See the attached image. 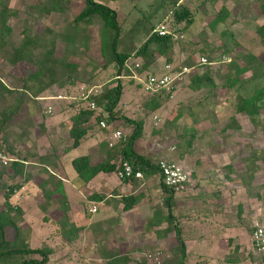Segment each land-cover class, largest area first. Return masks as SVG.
Segmentation results:
<instances>
[{"label": "rangeland", "instance_id": "rangeland-1", "mask_svg": "<svg viewBox=\"0 0 264 264\" xmlns=\"http://www.w3.org/2000/svg\"><path fill=\"white\" fill-rule=\"evenodd\" d=\"M46 2L47 0L11 1L13 15L8 20L11 28V44L18 45L23 33L29 35L37 33L43 40L52 37L60 38L66 32L68 24L84 6V0H63L61 10L47 13L44 6ZM100 2L115 9L119 15L121 31L117 50L121 53H129L140 47L147 39L152 25L155 26V31L159 24L164 25L169 32L183 28L181 25H173L172 21L160 23L164 14L169 11L165 9L166 5L160 6L159 0H100ZM223 2L224 0H215V3L212 2L205 9L201 0H188L187 5L190 11H197L195 22L183 33L175 32V37L179 41L189 43V52L193 51L194 54L191 53L193 55L189 54L187 57L192 65L199 64L198 58L202 54L208 56V60L212 59L211 67L214 73L216 72L215 89L191 91L187 84L194 74V69L186 67L187 72L178 77L173 88L170 89L169 86V90L174 92V102L166 104L160 112L152 113L147 103L153 95H146L141 88L137 89L136 80L132 85L127 84L129 78H123L121 81L124 91L116 109V116L126 115L136 121L142 117L143 133L136 142L142 148V153L150 156L154 163H157L159 159H175L187 169V172L191 173V179L189 176L188 182L182 188L175 190L176 194L172 203V214L186 246L184 264H264V261H260L251 254L252 248L249 242L252 229L264 224V168L254 169L260 160L253 167H250L251 164L246 161L252 157L253 149L259 146L264 147V134L260 128H254L248 119L243 114H238L235 109L237 96L248 95L251 92L250 88L254 86V82L246 84V81L252 74H258L262 66L258 61L253 60L248 65L249 71L240 77L245 85L241 82L234 88L228 89L223 86L226 75L232 73L227 69L231 62L242 66L247 61L245 56L260 54V61L264 63V41H261L255 32V27L260 21L254 22L252 27H248L249 31L243 32L246 37L242 40L241 28L237 25V20V23L234 20L233 24L226 28V32H224L225 28L210 30L208 24L220 11ZM158 6L161 8H157ZM84 27L81 26V30L87 36L85 37L87 46L78 45L75 49L76 45H72L69 59L78 63L79 68L76 72L80 80L87 85L70 92L65 87L64 90H59L57 87L53 90L57 94L63 91L67 95H73L79 107L90 110V98L115 82L113 76L116 71L113 64L106 65L100 53L101 22L94 20L92 24ZM62 49L63 45L58 42L56 50L59 56H62ZM201 49H205V52L202 53ZM135 62L137 61L134 57L126 61L125 66L129 72L127 76L133 75ZM183 65L176 66L175 70L179 69L178 73H181ZM30 70L32 68L25 63L18 64L10 70L4 59L0 58V78L9 85L17 84L14 79L8 77L9 74L16 78L23 77ZM178 73L169 75L173 77ZM63 80L67 81L65 78ZM125 106L127 110L124 109ZM46 109L47 107L40 101H30L28 107L23 109L22 121L11 126L3 133V136L20 142L25 135L24 131L28 132V128L32 127L36 129L37 134L39 132L36 128L39 125L37 117L43 118ZM29 111L35 113L32 121ZM91 111L97 114L101 109L96 107ZM101 121L106 124L107 128L104 130H107V121L104 119ZM232 121L237 122L233 124ZM261 121L264 124V117ZM99 123L95 122L98 129ZM21 125L24 126L21 127ZM109 125L119 130L122 136L129 135L133 129V126L125 121L113 122ZM20 131L22 134L18 138ZM32 132H34L33 128ZM119 141L114 140V145H118ZM23 150L25 151V149L19 150V153L14 145H10L9 153L25 156V153H22ZM34 150L36 147L32 148L31 152ZM185 154L189 155L186 157ZM259 157L261 159L264 157V150ZM247 167L249 172H245ZM71 169L74 173L72 167ZM0 170H3L1 165ZM251 172L254 173L253 178L247 176ZM4 173L6 174L2 181L9 185L11 182L6 179L9 170H5ZM161 183L160 176L157 174L144 186L150 194L149 202L155 204L150 205V212L148 211L147 214L145 211L140 212V215L146 219L132 228L113 227L111 234L100 237L101 240L78 237L70 242H66L54 231H49L48 243H41L36 238L28 244L33 248L45 247V244L52 247V254L47 264H105L106 258L113 253L126 257L125 264H176L181 253L175 240L173 226L166 223L165 216L160 218L167 212L165 208L167 195L163 194ZM152 190H159V195L153 198ZM0 201H3L2 196ZM194 202L196 206L192 204ZM149 214H151L150 218L147 217ZM154 214H157V219L159 217L163 222L161 230L158 228L161 227L160 225L154 227L152 220ZM50 215L54 219L60 217L58 212ZM208 218L214 224L223 223L228 230L227 237L215 238L214 242H205L210 236V234L208 236L204 234L203 227ZM32 222L34 225H42L41 214L36 213L34 217L32 216ZM220 234L218 232L219 236ZM33 257L40 259L39 256Z\"/></svg>", "mask_w": 264, "mask_h": 264}, {"label": "trees", "instance_id": "trees-1", "mask_svg": "<svg viewBox=\"0 0 264 264\" xmlns=\"http://www.w3.org/2000/svg\"><path fill=\"white\" fill-rule=\"evenodd\" d=\"M11 1L0 0V58L4 59L10 70L22 63L29 65L32 70L23 77L16 78L9 74L8 77H11L17 82L14 85H9L3 78H0V151L7 156L10 155L9 139L3 136V133L11 126L16 125L17 122L22 121L24 115L23 109L28 107L30 101L37 100L44 94L57 96V92L53 90L54 87H57L59 90L66 88L70 92L74 91L75 88L77 90L81 86L87 85L86 82L80 80L76 72L79 68L78 63L69 59V53L71 52L70 48L74 44L76 45H74L75 49L78 45L83 47L87 46L88 42L85 39L87 36L81 30V26L86 27L92 24L94 20H99L101 22L99 31L100 53L105 59L106 65L113 64L116 71L113 76L115 82L103 89L99 94L93 95L90 98L91 102H94L96 107L101 109L99 113L95 114L89 109H82L77 104L79 110L77 117L75 116L77 120L74 121L70 131V137L73 140L72 146L76 147L86 134L87 129L80 125L87 122L90 118H93L96 123L104 119L107 121V124L125 121L130 126H133V129L129 135H123V139L118 142V145H113L110 148L114 152L108 159L93 164L87 156L77 157L72 160V167L79 180L83 183H88L100 172L117 173L120 169V164L123 162L130 165L133 170V175L129 178H124V181L135 179L134 173L140 172L145 177L158 174L162 182L157 163H154L150 159V156L141 155L135 150L136 141L142 137L143 118L141 117L136 121L126 116H116V109L124 91V85L121 79L116 78L129 74L125 63L131 57H134V60L140 63V67L136 70L140 76L154 74L152 66L158 58H164L165 64L173 65L176 55L175 49L178 48L181 53L186 54V57L180 62V65H183L184 62L187 64L184 63L181 67L194 69V74L189 78L187 84L189 89L193 92L202 89H215L216 72L214 73L211 67L213 65L212 59L210 60L209 58V61L208 56L202 54L201 56L207 58V63L192 65V62H188L189 59L187 57L189 54L190 56L194 54L193 51L189 52V43H185V41L182 43L175 37V32L181 34V32L183 33L193 25L197 11L191 12L189 5L186 3L181 4L180 0H159L160 6L164 7L166 5L165 9L169 11L170 19L166 22L172 21L173 25H183V28L179 29V31L173 30L166 36H159L155 31V26L152 25L147 39L140 47L129 53H121L117 50V43L121 31L117 11L104 5L100 0H84L83 9L68 24L66 32L60 38L52 37L48 40H43L37 33L30 35L23 33L21 42L18 45L10 43L11 28L8 25V20L13 15L10 5ZM62 1L47 0L44 4L46 7L45 11L47 13L58 12L62 9ZM212 2L215 3V0H204L201 4H203V8L207 9V6L211 5ZM250 4L255 5L257 21H260L255 27L256 35H258L261 41H264V0H251ZM157 8L156 10H158ZM228 16L229 11L223 5L208 24V28L212 31L216 30V28L220 30L225 28L224 32H226V28L233 24L232 22L234 21V19H228ZM58 42L63 45L62 56L57 54L56 44ZM106 47H108L107 50ZM201 52H205V49H201ZM245 59L247 61L242 66L236 65L234 62L228 65V72H232V75H226L223 86L227 89L234 88L238 83L242 82L240 77L249 71L250 67L248 65L253 60L259 62L262 70L258 74H252L251 78L246 81V84L254 82V86L250 88L251 92L246 96H237L235 109L238 114H243L254 128H260L264 134V124L261 121L262 117H264V63L260 61V54L258 56L247 55ZM180 65H173V69L170 71L171 74L178 73L179 69L175 70V68ZM63 78L67 81H64ZM127 84L133 85L134 79H129ZM242 85H245V83L242 82ZM173 86L174 83L170 89ZM135 87L137 89L141 88L138 83L135 84ZM61 93L65 94L63 91ZM173 93L171 90L166 92V89L154 93H146V95H153L147 103L149 111L153 113L160 109ZM75 101L77 102V99ZM236 122L232 121L233 124H236ZM263 150V146L252 150V157L246 160L251 164L250 167H253L260 160V163L257 166L255 165L254 169L258 168L260 170L264 168V157L262 159L259 157ZM18 165V162H12L8 168L2 167L3 170H0V196L3 198V201H0V264H47L48 258L52 254V247L47 244H45V247L33 248L29 246L26 239L28 233L23 227V212L19 206L9 202L14 192L19 190L20 185H7L2 181V177L6 174L4 171L12 168L16 172L17 169L15 167ZM247 171L249 172L248 167L245 172ZM247 176L253 178L254 173L251 172ZM48 184L54 190L50 193L43 192L45 200L48 202L54 196L53 194L56 193L55 197L59 203V209L57 210H60L58 212L60 217L52 220V223L56 225L55 233L63 237L66 242L73 241L79 237L80 228H76L67 216V201L64 192L60 188V183L55 181V178L50 175L43 186ZM161 187L167 195L165 199V208L167 210L166 223L173 226L174 235L181 253V257L176 264H184L186 246L181 238L178 224L172 214V203L176 191L166 188L163 182L161 183ZM121 203L123 204V210L127 211L139 203V196H123ZM152 220L154 223H151L154 224V227L159 225L157 214H154ZM254 229H252L251 233ZM48 240L50 241L48 238L45 239L43 243H48ZM251 254L260 261H264V257L258 253L252 251ZM33 256H39L40 259L34 258ZM126 261V257L122 255L117 256L113 253V255L105 260V264H125Z\"/></svg>", "mask_w": 264, "mask_h": 264}, {"label": "crops", "instance_id": "crops-1", "mask_svg": "<svg viewBox=\"0 0 264 264\" xmlns=\"http://www.w3.org/2000/svg\"><path fill=\"white\" fill-rule=\"evenodd\" d=\"M250 1L238 0L235 3L233 0H224L222 3L229 11L228 19L239 21L237 25L241 28V40L246 37L243 35V32L249 31L248 27H252L254 22L257 23L256 8L255 5L250 4ZM187 2L188 0H180L181 4H187ZM169 19L170 15L167 12L162 17L160 23L165 24ZM175 53L173 65H180V62L183 61L186 54L181 53L178 48L175 49ZM165 65H168L171 69L173 68V65L165 64L164 58H158L153 65L154 68L152 66V69H163ZM75 99L73 95H67L66 93H59L57 96L53 94L42 95L37 100L47 107V111L43 113V118L37 117V123L39 125L36 128L39 132L36 134V129L30 126L34 132H32V128H28V132L24 131L25 135L21 138L20 142L12 141L11 139L8 140L10 142L9 144L14 145L19 153V150L25 149V151H21L25 153V156H17L16 154L9 155L12 159L10 164L12 162H18L19 165L15 167L17 169L16 172L12 168L8 169L9 173H7L6 179L13 184L20 185L19 190L14 192L9 202L19 206L23 212V227L28 233L26 238L28 243L34 241L36 238L39 242H43L49 235V231L55 232L56 225L52 223L54 218L50 214L60 211L57 210L59 209L58 199H56V193L54 192V196L47 202L43 194V192L50 193L54 190L50 184L43 186L50 175L55 178V181L60 183V188L64 192L67 201V216L76 228H80V239L84 237L101 240L100 237H107L111 234L113 227L122 229L126 226L132 228L139 224L140 221L146 219V217L143 218L144 216L140 215V212L145 211L147 214L148 211L150 212V205L155 204L154 202H149L150 197L148 198V196L150 194L147 193L148 191L144 187L148 182L150 183L153 176L145 177L142 175L140 179L124 181L120 180L116 173L100 172L88 183H83L79 180L76 172H72L71 162L77 157L87 156L93 164L108 159L114 152L108 144L111 142L114 144L112 135L114 132L119 131L114 129L115 127L113 125L109 124L107 130H101L100 128L99 130L98 125H95V120L90 118L87 122L80 125L86 128L87 131L79 141V144L73 147L70 131L74 121L77 120L75 116L77 117V112L79 111ZM174 100L175 98L172 95L164 102L160 109L153 113L160 112L166 104L174 102ZM124 109L127 110V106ZM29 114L32 121V117L35 116L33 114L35 113L29 111ZM23 126L21 125V127ZM21 134L20 131L17 137L19 138ZM35 147L36 150L31 152L32 148ZM135 150L141 155H146L142 153V148L137 143H135ZM188 155L185 154L186 157ZM168 160L180 163L175 159L170 158ZM187 173L191 179V173ZM127 195H138L139 203L133 208L124 211L121 198ZM158 195L159 190H152L153 198ZM192 204L197 205L196 202ZM93 207L96 208L95 212L90 211ZM36 213L41 214L42 225L33 224L32 216L34 217ZM166 215L167 212L165 215H161L160 218L165 216L166 219ZM147 217L150 218L151 214ZM160 218L158 217L157 221L161 226L163 222ZM209 219H206V224L203 226L205 229L204 234H207V236L210 234L208 241L205 242H214L215 238L222 239L227 237L228 230L226 226L223 223L214 224ZM45 220H48V222H44ZM160 228H163V226ZM215 229L216 231H214ZM218 232L221 233L220 236Z\"/></svg>", "mask_w": 264, "mask_h": 264}, {"label": "built area", "instance_id": "built-area-1", "mask_svg": "<svg viewBox=\"0 0 264 264\" xmlns=\"http://www.w3.org/2000/svg\"><path fill=\"white\" fill-rule=\"evenodd\" d=\"M156 32L159 36H166L169 33V31L166 30V27L164 25H159L158 28L156 29ZM198 63L206 64L207 58L204 56H200L198 58ZM139 67H140V63L137 61L134 63L132 76H127V77L118 76L116 79L119 80L123 78L134 79L140 85L143 92L154 93L163 89L169 90V86L171 87V85L174 82L178 81L177 79L180 75H183L187 72V69L183 68L181 73H178L173 77H170L169 74H171L170 72L171 68L168 65H165L163 69L153 70L154 74L140 76L137 74L136 71L137 68ZM95 109H96L95 103L91 102L90 110H95ZM99 126L102 129L107 128L106 124L103 121L99 123ZM112 139L122 140L123 136L121 132L116 131L113 133ZM113 145L114 144L112 142L108 144L110 148L113 147ZM11 161L12 159L9 156H7L5 153L0 151V165L2 167H8ZM157 165L162 178V182L166 188L178 190L180 187L182 188L186 182H188L189 174L180 163L173 160L160 159L157 162ZM116 174L119 179L129 178L133 175V170L130 165L123 162L122 164H120V169ZM134 178L140 179L142 178V174L140 172H136L134 173ZM90 211L95 212L96 208L93 207ZM249 242L251 244L252 251L264 257V224L255 227L254 231L249 235Z\"/></svg>", "mask_w": 264, "mask_h": 264}]
</instances>
